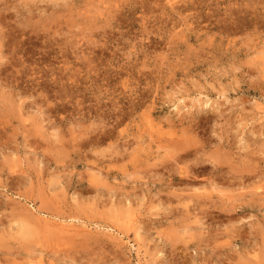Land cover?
Masks as SVG:
<instances>
[{"label": "rangeland", "instance_id": "obj_1", "mask_svg": "<svg viewBox=\"0 0 264 264\" xmlns=\"http://www.w3.org/2000/svg\"><path fill=\"white\" fill-rule=\"evenodd\" d=\"M263 194L264 0H0V264H264Z\"/></svg>", "mask_w": 264, "mask_h": 264}, {"label": "bare ground", "instance_id": "obj_2", "mask_svg": "<svg viewBox=\"0 0 264 264\" xmlns=\"http://www.w3.org/2000/svg\"><path fill=\"white\" fill-rule=\"evenodd\" d=\"M236 167H237V166H236ZM226 169H227V168H226ZM182 170H183V169H182ZM223 170H224V169L221 168V167H219V166L216 168V172H217V173H222ZM180 171H181V170H180ZM183 171H184V170H183ZM225 171H226V170H225ZM189 172H190V171H189ZM228 172H229V171H228ZM185 174H186V173H185ZM250 174H251V173H250ZM253 174H254V173H253ZM224 176H225V175H224ZM224 176H223V177H224ZM241 176H242V175H241ZM243 176H244V175H243ZM252 176H253V175H252ZM233 177H234V176H233ZM217 178H218V177H217ZM228 182H229V181H228ZM240 182H241V181H240ZM261 187H262V186H261ZM209 189H210V187H209ZM262 189H263V188H262ZM211 190H212V189H211ZM213 192H214V191H213ZM263 195H264V194H263ZM257 196H258V195H257ZM205 197H206V196H205ZM239 197H240V196H239ZM240 198H241V197H240ZM242 203H243V202H242ZM224 211H225V210H224ZM229 215H230V214H229ZM231 219H232V217H231Z\"/></svg>", "mask_w": 264, "mask_h": 264}]
</instances>
